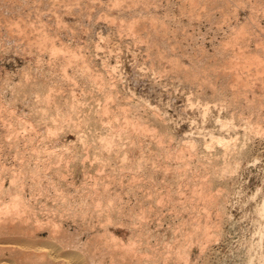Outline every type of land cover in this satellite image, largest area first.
<instances>
[{
    "label": "rangeland",
    "instance_id": "374dc122",
    "mask_svg": "<svg viewBox=\"0 0 264 264\" xmlns=\"http://www.w3.org/2000/svg\"><path fill=\"white\" fill-rule=\"evenodd\" d=\"M48 1L0 0V181L35 210L25 234L47 238L56 223L64 237L100 235L103 255V238L131 240L143 257L133 264H264V0ZM106 137L111 150L99 146ZM215 137L232 150L218 155Z\"/></svg>",
    "mask_w": 264,
    "mask_h": 264
},
{
    "label": "bare ground",
    "instance_id": "6f19581e",
    "mask_svg": "<svg viewBox=\"0 0 264 264\" xmlns=\"http://www.w3.org/2000/svg\"><path fill=\"white\" fill-rule=\"evenodd\" d=\"M22 2H23V0H21ZM27 1V0H26ZM2 2H3V0H2ZM50 2V0L48 1V3ZM34 3V2H33ZM9 4V3H8ZM19 4V3H18ZM47 4V3H46ZM1 5V4H0ZM12 5H13V3H12ZM2 7H3V5H1ZM8 6V5H7ZM30 7H31V5H29ZM29 6H27L26 8H28ZM6 7V6H5ZM38 7V6H37ZM41 7V6H40ZM39 8V7H38ZM41 8H43V7H41ZM3 9H4V7H3ZM6 9V8H5ZM4 9V10H5ZM18 9V8H17ZM20 9V8H19ZM9 10H10V8H9ZM14 10V9H13ZM39 10V9H38ZM37 10V11H38ZM45 10V9H44ZM1 11V10H0ZM11 11H12V9H11ZM20 11V10H19ZM36 11V10H35ZM42 11H43V9H42ZM4 12V11H3ZM5 12H6V10H5ZM12 12H14V11H12ZM11 12V13H12ZM18 12V11H17ZM39 12V11H38ZM44 12V11H43ZM1 13V12H0ZM10 13V14H11ZM20 13H21V11H20ZM19 13V14H20ZM36 13V12H35ZM9 14V13H8ZM37 14V13H36ZM40 13H38L37 15H39ZM18 15V14H17ZM21 15V14H20ZM23 15V14H22ZM15 17V16H14ZM12 18V17H11ZM22 18V17H21ZM38 18H40V17H38ZM41 18H42V16H41ZM19 20V19H18ZM31 21V20H30ZM40 21H41V19H40ZM32 23V22H31ZM20 24V23H19ZM133 25V24H132ZM25 26V25H24ZM17 27V26H16ZM132 27V26H131ZM22 28H23V26H22ZM27 28H29L28 26H27ZM40 28V27H39ZM23 29H26V28H23ZM31 29H32V27H31ZM38 29V28H37ZM36 28H35V31L37 30ZM9 30V29H8ZM23 31V30H22ZM29 31V30H28ZM34 31V30H33ZM32 31V32H33ZM40 31V30H39ZM39 31H37V32H39ZM45 31V30H44ZM20 32V31H19ZM23 32H25V31H23ZM46 32V31H45ZM11 33V32H10ZM15 33V32H14ZM21 34V33H20ZM25 34V33H24ZM23 34V35H24ZM28 34V33H27ZM40 34H42V33H40ZM39 34V35H40ZM16 35V34H15ZM38 35V34H37ZM14 36V35H13ZM18 36H20V35H18ZM22 36V35H21ZM17 38V37H16ZM47 38H48V36H47ZM46 38V39H47ZM18 39H20L21 40V38H18ZM34 39V38H33ZM23 40V39H22ZM44 40V39H43ZM24 41V40H23ZM29 41V40H28ZM27 42V41H26ZM45 42H46V40H45ZM30 43V42H29ZM33 43V42H32ZM43 44V43H42ZM34 45V44H33ZM32 45V46H33ZM38 45H40L39 43H38ZM44 45V44H43ZM42 45V46H43ZM47 45H48V43H47ZM51 45V44H50ZM53 46V45H52ZM51 46V47H52ZM47 47V46H46ZM48 47H49V49H50V46L48 45ZM54 48H56V47H54ZM36 49V48H35ZM44 49V48H43ZM52 49V48H51ZM40 50V49H39ZM44 50H46V49H44ZM55 50H57V49H55ZM38 51V50H37ZM47 51V50H46ZM54 51V50H53ZM40 52V51H39ZM49 52V51H48ZM47 52V53H48ZM35 53H36V51H35ZM41 53H42V51H41ZM51 53H52V51H51ZM58 53V52H57ZM24 54V53H23ZM43 54V53H42ZM45 54V53H44ZM43 54V55H44ZM38 55V54H37ZM40 55V54H39ZM38 55V56H39ZM53 56V55H52ZM24 57V56H23ZM40 57V56H39ZM50 57V56H49ZM72 57V56H71ZM76 57V56H75ZM74 57V58H75ZM41 58V57H40ZM39 58V59H40ZM50 58H52V57H50ZM66 58V57H65ZM73 58V57H72ZM71 58V59H72ZM91 59V58H90ZM68 60V59H67ZM61 61H63V59H61ZM60 61V62H61ZM70 61V60H69ZM53 62V61H52ZM66 62V61H65ZM65 62H63V63H65ZM83 62V61H82ZM55 63V62H54ZM57 63H59V61L57 62ZM62 63V62H61ZM70 63V62H69ZM73 63V62H72ZM67 64V63H66ZM65 64V65H66ZM75 64V63H74ZM78 64V63H77ZM82 65V64H81ZM84 65L85 66H87L86 64H84L83 63V71H81V73H83L84 72V74H85V71H87V70H84L86 67H84ZM39 66H41V65H39ZM39 66H37V67H39ZM58 66V65H57ZM56 66V67H57ZM72 66V65H71ZM80 66V65H79ZM37 67H36V69H37ZM52 67V66H51ZM55 67V68H56ZM59 68H60V65L58 66ZM63 67V66H62ZM61 67V68H62ZM68 67V66H67ZM73 67V66H72ZM54 68V69H55ZM61 68H60V70H61ZM68 68H70V67H68ZM88 68V67H87ZM48 69V68H47ZM50 69V68H49ZM62 69H65L64 67L62 68ZM39 70V69H38ZM44 70H46L45 69V67H44ZM78 70H80V68L78 69ZM36 71V70H35ZM42 71V70H41ZM48 71V70H47ZM53 71V70H52ZM64 71H67V70H64ZM89 71V70H88ZM55 72V71H54ZM41 73H43V72H41ZM80 73V74H81ZM77 74V73H76ZM88 74V73H87ZM28 74L26 73V76H27ZM40 75V74H39ZM62 75H63V77H65L64 76V74L62 73ZM69 75V74H68ZM82 75V74H81ZM89 75V74H88ZM88 75H85V76H88ZM25 76V77H26ZM30 76H31V74H30ZM36 77V76H35ZM77 77V76H76ZM78 77H80V76H78ZM89 78H90V75L88 76ZM33 78V77H32ZM66 78V77H65ZM87 78V77H86ZM88 78V79H89ZM40 79V78H39ZM38 79V80H39ZM48 79H52V78H48ZM67 79V78H66ZM80 79H81V77H80ZM94 79V78H93ZM22 80V79H21ZM24 80V79H23ZM22 80V81H23ZM36 80H37V78H36ZM36 80H33V81H36ZM41 80V79H40ZM87 80V79H86ZM90 80H91V78H90ZM6 81V80H5ZM28 81H30V80H28ZM63 81V80H62ZM89 81V80H88ZM95 81V80H94ZM9 82V81H8ZM21 82V81H20ZM32 82V81H31ZM64 82V81H63ZM87 82V81H86ZM40 83V82H39ZM93 83V82H92ZM4 84V83H3ZM6 84H10V83H6ZM6 84L4 85V88H5V90H7V88L5 87L6 86ZM22 84H25V83H22ZM21 84V85H22ZM26 84H27V82H26ZM31 84V83H30ZM37 84V83H36ZM41 84V83H40ZM40 84H37V85H40ZM19 85L20 84H18V87H19ZM33 85H35V84H33ZM91 85H93V84H91ZM16 86V85H15ZM23 86V85H22ZM25 86V85H24ZM28 86H29V83H28ZM43 86V85H42ZM7 87H9V86H7ZM31 87V86H30ZM37 87V86H36ZM36 87H34V88H36ZM45 87V86H44ZM48 87V86H47ZM10 88V87H9ZM27 88V87H26ZM25 88V89H26ZM32 88V87H31ZM41 88V87H40ZM2 90H3V88H1ZM17 89V88H16ZM20 89V88H19ZM28 89H29V87H28ZM37 89V88H36ZM45 89V88H44ZM11 90V89H10ZM33 90H35V89H33ZM46 90V89H45ZM49 90V89H48ZM4 91V90H3ZM26 91V90H25ZM28 91V90H27ZM26 91V92H27ZM40 91V90H39ZM37 92V91H31L32 93H39L40 94V92ZM43 91V90H42ZM99 91V90H98ZM2 92V91H1ZM11 92H13V89H12V91ZM20 92V91H19ZM48 92V91H47ZM3 93V92H2ZM28 93H30V92H28ZM27 93V94H28ZM31 93V94H32ZM34 93V94H35ZM36 93V94H37ZM43 93V92H42ZM99 93V92H98ZM14 94H17V93H14ZM13 94V95H14ZM23 94V93H22ZM96 94H97V92H96ZM13 95H11V96H13ZM20 95V94H19ZM24 95H26V94H24ZM38 95V94H37ZM42 95V94H41ZM40 95V96H41ZM48 95V94H47ZM49 95H50V93H49ZM57 95V94H56ZM73 95V94H72ZM20 96H22V95H20ZM19 96V97H20ZM28 96V95H27ZM36 96V95H35ZM59 96V95H58ZM74 96V95H73ZM16 97V96H15ZM31 97V96H30ZM30 97H29V99H30ZM49 97V96H48ZM61 97V96H60ZM59 97V98H60ZM23 98V97H22ZM69 98V97H68ZM13 99H14V97H13ZM12 99V100H13ZM16 99V98H15ZM24 99H25V97H24ZM23 99V100H24ZM36 99V98H35ZM44 99H45V97H44ZM47 99V98H46ZM49 99V98H48ZM51 99V98H50ZM54 99V98H53ZM56 99V98H55ZM66 99H67V97H66ZM71 99H73V98H70V100ZM34 100V99H33ZM28 101V100H27ZM37 101V100H36ZM57 101V100H56ZM21 102V101H20ZM22 102H24V101H22ZM33 102V101H32ZM35 102V101H34ZM40 102V101H39ZM43 102V101H42ZM50 102V101H49ZM60 102V101H59ZM67 102V101H66ZM13 103V102H12ZM16 103V102H15ZM41 103V102H40ZM56 103V102H55ZM72 103V102H71ZM7 104V103H6ZM19 104V103H18ZM32 104V103H31ZM48 104V103H47ZM46 104V105H47ZM68 104H69V99H68ZM67 104V105H68ZM74 103H72V105H73ZM45 105V104H44ZM53 105H55V104H53ZM59 105L61 106V104L59 103ZM63 105H64V103H63ZM71 105V106H72ZM14 106H16V105H14ZM41 106V105H40ZM48 106V105H47ZM47 106H45V107H47ZM66 106V105H65ZM69 106V105H68ZM8 107V106H7ZM36 107H37V104H36ZM45 107H41V108H45ZM73 108L75 107V106H72ZM72 107H71V109H72ZM93 107V106H92ZM95 107H96V105H95ZM101 107V106H100ZM33 108V107H32ZM40 108V107H39ZM40 108V109H41ZM50 108H51V106H50ZM58 109H59V106L57 107ZM61 108V107H60ZM63 108V107H62ZM66 108V107H65ZM75 108H77V107H75ZM91 108V107H90ZM94 108V107H93ZM98 108V107H97ZM14 109H15V107H14ZM23 109V108H22ZM40 109H37V110H40ZM47 109V108H46ZM64 109V108H63ZM70 109V110H71ZM92 109V108H91ZM95 109V108H94ZM105 109V108H104ZM8 110V109H7ZM34 110H35V108H34ZM42 110V109H41ZM40 110V111H41ZM56 109H54V111H55ZM69 110V109H68ZM67 110V111H68ZM73 110V109H72ZM106 110H107V108H106ZM12 111V110H11ZM33 111V110H32ZM43 111V110H42ZM45 111V110H44ZM44 111L42 112V113H44ZM47 111V110H46ZM76 111V110H75ZM101 113L103 114V112H105V110L103 111L102 109H101ZM20 112V111H19ZM30 112V111H29ZM52 112V111H51ZM55 112H57V110L55 111ZM58 112H59V110H58ZM60 112H62V110H60ZM87 112H88V110H87ZM86 112V113H87ZM92 112V111H91ZM95 112V111H94ZM99 112H100V109H99ZM21 113H22V111H21ZM35 113V112H34ZM37 113V112H36ZM35 113V114H36ZM40 114V117H41V115H45V114ZM49 113H50V110H49ZM53 113V112H52ZM69 113V112H68ZM70 113H72V112H70ZM85 113V114H86ZM107 113V112H106ZM154 113V112H153ZM32 114V113H31ZM61 114V113H60ZM62 114H64V113H62ZM97 114V113H96ZM95 114V115H96ZM19 115V114H18ZM30 115V114H29ZM38 115V114H37ZM53 115V114H52ZM56 115V114H55ZM68 115V114H67ZM70 115V114H69ZM72 115V114H71ZM90 115V114H89ZM152 115V114H151ZM157 115V114H156ZM15 116V115H14ZM51 116V115H50ZM154 116L155 115H153V118H154ZM38 117V116H37ZM45 117V116H44ZM44 117H41V118H44ZM52 117V116H51ZM69 117V116H68ZM95 117V116H94ZM100 117H102L101 115H100ZM104 117V116H103ZM31 118V117H30ZM46 118V117H45ZM44 118V119H45ZM47 118H49V117H47ZM46 118V119H47ZM64 118H65V116H64ZM64 118H63V121H64ZM70 118V117H69ZM84 118H86V116L84 117ZM99 118V117H98ZM97 118V119H98ZM12 119V118H11ZM21 119H23V117L21 118ZM34 120H35V116H34V118H33ZM51 119V118H50ZM89 119V118H88ZM100 119V118H99ZM152 119V118H151ZM155 119H157V118H155ZM155 119L153 120L154 122H155ZM8 120V119H7ZM6 120V121H7ZM56 120V119H55ZM13 121V120H12ZM12 121L10 122V124L12 123ZM32 121V120H31ZM44 121V120H43ZM46 122H47V120H45ZM51 121V120H50ZM57 121V120H56ZM61 121H62V116H61ZM63 121L61 122V124L63 123ZM92 121H93V119H92ZM8 122V121H7ZM15 122V121H14ZM19 122V121H18ZM49 122V121H48ZM55 122V121H54ZM53 122V123H54ZM67 122H69V121H67ZM95 122H96V120H95ZM160 122V121H159ZM21 123H22V121H21ZM50 123V122H49ZM60 123V122H59ZM66 123V122H65ZM228 123V122H227ZM232 123V122H231ZM15 124V123H14ZM47 124V123H46ZM45 124V125H46ZM56 124V123H55ZM96 123H94V125H95ZM226 124V123H225ZM6 125V124H5ZM4 124H3V126H5ZM9 125V124H8ZM16 125V124H15ZM20 125V124H19ZM59 125V124H58ZM160 125H161V123H160ZM226 125H228V124H226ZM231 125V124H230ZM20 126H22V125H20ZM31 126H33L34 127V125H31ZM47 126V125H46ZM50 126V125H49ZM52 126V125H51ZM103 126V125H102ZM32 127V128H33ZM40 127V126H39ZM53 127V126H52ZM55 127V126H54ZM57 127V126H56ZM165 127V126H164ZM163 127V128H164ZM231 127V126H230ZM9 128H11L10 126H9ZM17 128V127H16ZM15 128V129H16ZM31 128V129H32ZM103 128V127H102ZM106 128V127H105ZM229 128V127H228ZM54 129V128H53ZM56 129V128H55ZM6 130V129H5ZM30 130V129H29ZM35 130V129H34ZM49 130V129H48ZM52 130V129H51ZM50 130V131H51ZM13 131V130H12ZM15 131V130H14ZM19 131V130H18ZM30 131H32V130H30ZM106 131V130H105ZM143 131V130H142ZM35 132V131H34ZM37 132V131H36ZM144 132V131H143ZM8 133V132H7ZM28 133H30V132H28ZM33 133V132H32ZM255 133H257V132H255ZM13 134V133H12ZM19 134V133H18ZM93 134V133H92ZM257 134H259V133H257ZM11 135V134H10ZM9 135V136H10ZM29 135V134H28ZM12 136V135H11ZM37 136V135H36ZM87 136V135H86ZM91 136H93V135H91ZM4 137H5V134H4ZM20 137V136H19ZM23 137V136H22ZM29 137V136H28ZM32 137H34V136H32ZM94 137V136H93ZM142 137H144V139H145V136H142ZM147 137V136H146ZM10 138V137H9ZM36 138V137H35ZM215 138H217V137H215ZM245 138H248V137H245ZM244 138V139H245ZM13 139V138H12ZM11 139V140H12ZM32 139V138H31ZM91 139V138H90ZM113 139H114V137H112V138H110V137H106V138H101V140L98 138V139H96V140H100L101 141V143H100V148H102V149H105V150H111V148L115 145L113 142ZM132 139V138H131ZM150 139V138H149ZM213 139V138H212ZM2 140V139H1ZM7 140H8V138H7ZM28 140V139H27ZM33 140V139H32ZM32 140H31V142H32ZM84 140V139H83ZM83 140H82V143H87V140H84V142H83ZM92 140H94V138L92 139ZM115 140V139H114ZM133 140V139H132ZM152 140V139H151ZM214 140V139H213ZM212 140V142L211 143H214L215 145H218V147H217V149L219 148L220 150H219V152H218V155H219V153H221V155L220 156H222V154H228V151L229 150H232V149H228V146H230V141L229 142H227V141H225V139H221V138H217L215 141H213ZM247 140V139H246ZM4 141V140H3ZM16 141V140H15ZM14 141V142H15ZM88 141H89V139H88ZM116 141V140H115ZM136 141V140H135ZM145 141V140H144ZM211 141V140H210ZM248 141V140H247ZM5 142V141H4ZM3 142V143H4ZM7 142H9V140L7 141ZM11 142H13V141H11ZM28 142H30V139H29V141ZM80 142V141H79ZM91 142V141H90ZM99 142V141H98ZM151 142V141H150ZM250 142V141H249ZM17 144H18V142H16ZM115 143H117V141L115 142ZM121 143V142H120ZM156 143V142H155ZM154 143V144H155ZM205 143V142H204ZM209 143V142H208ZM244 143V142H243ZM6 144V143H5ZM13 144V143H12ZM11 144V145H12ZM35 144V143H34ZM94 144H96L97 145V143H94ZM93 144V145H94ZM114 144V145H113ZM118 144V143H117ZM116 144V145H117ZM236 144V143H235ZM250 144V143H249ZM1 145V144H0ZM9 145V144H8ZM10 145V146H11ZM16 145V144H15ZM31 145H32V143H31ZM43 145H45V143L43 144ZM83 145V144H82ZM96 145H94V146H96ZM121 145V144H120ZM131 145V144H130ZM130 145H128V146H130ZM159 145H160V142H159ZM211 145V144H210ZM244 145V144H243ZM33 146V145H32ZM89 146V145H88ZM119 146V145H118ZM155 146H157L156 144H155ZM206 146V145H205ZM235 146V145H234ZM3 147V146H2ZM9 147V146H8ZM13 147V146H12ZM16 147V146H15ZM83 147V146H82ZM125 147V146H124ZM157 147H159L160 148V146H157ZM157 147H155V149L157 148ZM191 147V146H190ZM212 147V146H211ZM242 147V146H241ZM45 148H46V146H45ZM91 148H92V145H91ZM114 148V147H113ZM112 148V149H113ZM207 148V147H206ZM230 148H231V146H230ZM233 148V147H232ZM249 148V147H248ZM0 149H1V147H0ZM35 149H36V147H35ZM96 149H98V147L96 148ZM126 149V148H125ZM212 149H214V148H212ZM237 149L238 148H236V151H237ZM240 149V148H239ZM252 149V148H251ZM99 150V149H98ZM209 150V149H208ZM240 150H244V149H240ZM125 151L126 150H124V154H125ZM193 151V150H192ZM200 151V150H199ZM51 152V151H50ZM190 152V151H189ZM188 152V153H189ZM198 152V151H197ZM206 152H208V151H206ZM214 152V151H213ZM216 152V151H215ZM234 152H235V150H234ZM238 152H240V151H238ZM242 152V151H241ZM240 152V153H241ZM244 152V151H243ZM101 153H103V152H101ZM112 153H114V152H112ZM191 153V152H190ZM200 153V152H199ZM247 153H248V151H247ZM33 154H34V152H33ZM37 154V153H36ZM36 154H34L35 155V157H36V159H38V158H40L38 155H36ZM39 154V153H38ZM106 154V153H105ZM118 154V153H117ZM142 154V153H141ZM194 154V153H193ZM207 154V153H206ZM211 154V153H210ZM244 154V153H243ZM77 155V154H76ZM109 155V154H108ZM116 155V154H115ZM123 155V154H122ZM229 155H231L230 153H229ZM31 155H29V157H30ZM75 156V155H74ZM116 156H118V155H116ZM196 156V155H195ZM237 156H239V155H237ZM248 156V155H247ZM33 157V156H32ZM35 157H33V158H35ZM69 157V156H68ZM110 157V156H109ZM115 157V156H114ZM124 158H126L125 156H123ZM142 157V156H141ZM203 157V156H202ZM215 157V156H214ZM219 157V156H218ZM226 157V156H225ZM230 157V156H229ZM233 157V156H232ZM243 157V156H242ZM246 157V156H245ZM249 157V156H248ZM76 158V157H75ZM108 158V157H107ZM107 158H106V160H107ZM123 158V159H124ZM208 158H210V156L208 157ZM240 158V157H239ZM110 159V158H109ZM119 159H120V157H119ZM127 159V158H126ZM225 159V158H224ZM236 159V158H235ZM111 160V159H110ZM117 160V159H116ZM122 160V159H121ZM142 160V159H141ZM206 160V159H205ZM210 160V159H209ZM219 160V159H218ZM238 160V159H237ZM144 161V160H143ZM143 161H142V163H143ZM232 161H233V159H232ZM239 161V160H238ZM34 162V161H33ZM122 162H123V160H122ZM125 162V161H124ZM213 162H215L214 160H213ZM223 162H225V161H223ZM234 162H236V161H234ZM26 163V162H25ZM31 163V162H30ZM39 163H41L40 161H39ZM112 163V162H111ZM142 163H141V165H142ZM230 163H232V162H230ZM230 163H228V164H224L223 165V168H222V170H221V177H225V176H223V175H226V173H227V168H228V165L230 164ZM33 164V163H32ZM42 164V163H41ZM235 164H239V162H237V163H235ZM21 165V164H20ZM28 165V164H27ZM34 165H36L37 166V164H34ZM48 165V164H47ZM94 165V164H93ZM97 165V164H96ZM96 165H94V166H96ZM105 165V164H104ZM137 165V164H136ZM139 165V164H138ZM211 165V164H210ZM215 165H217V164H215ZM214 165V166H215ZM45 166V165H44ZM51 166V165H50ZM58 166H60V165H58ZM91 166V165H90ZM212 166V165H211ZM211 166H209V167H211ZM234 166V165H233ZM25 167V166H24ZM51 167H53V166H51ZM56 167V166H55ZM235 167H236V165H235ZM26 168V167H25ZM28 168H29V166H28ZM42 168V167H41ZM59 168V167H58ZM111 168V167H110ZM139 168H141V167H139ZM220 168V167H219ZM229 168H231V167H229ZM228 168V169H229ZM233 168V167H232ZM20 169H22V167L20 166ZM20 169L18 168L17 170H19L20 171ZM49 169V168H48ZM56 169H57V167H56ZM61 169V168H60ZM90 169V168H89ZM107 169V168H106ZM113 169V168H112ZM207 169V168H206ZM15 170V169H14ZM46 170V169H45ZM50 170V169H49ZM52 170V169H51ZM54 170V169H53ZM59 170V169H58ZM86 170V169H85ZM101 170V169H100ZM105 170V169H104ZM111 170V169H110ZM110 170L108 171V172H110ZM115 170V169H114ZM210 170V169H209ZM212 170V169H211ZM214 170V169H213ZM22 172H23V169L21 170ZM35 171H36V169H35ZM48 171V170H47ZM55 171H57V170H55ZM113 171V170H112ZM204 171H205V169H204ZM208 171V170H207ZM218 171V170H217ZM217 171H216V173H217ZM230 171V170H229ZM232 171V170H231ZM234 171V170H233ZM14 172V171H13ZM17 172V171H16ZM15 172V173H16ZM26 172H28V171H26ZM34 172V171H33ZM32 172V173H33ZM104 172H106V170L104 171ZM115 172H116V170H115ZM206 172V171H205ZM210 172V171H209ZM31 173V174H32ZM40 173V172H39ZM46 173V172H45ZM55 173V172H54ZM53 173V174H54ZM60 173V172H59ZM59 173H57V174H59ZM61 173H63L62 172V170H61ZM102 173V172H101ZM112 173V172H111ZM207 174H208V172H206ZM223 173H225V174H223ZM229 173V172H228ZM227 173V174H228ZM12 174H14V173H12ZM19 174V173H18ZM27 174V173H26ZM115 174V173H114ZM210 174V173H209ZM212 174V173H211ZM210 174V175H211ZM23 175V174H22ZM21 175V176H22ZM24 175H25V173H24ZM35 175V174H34ZM45 175V174H44ZM62 175V174H61ZM88 175V174H87ZM110 175V174H109ZM108 175V176H109ZM113 175V174H112ZM116 175V174H115ZM114 175V176H115ZM118 175V174H117ZM209 175V176H210ZM217 175V174H216ZM220 175V174H219ZM218 175V176H219ZM14 177H16L15 176V174L13 175ZM12 176V177H13ZM20 176V175H19ZM36 176V175H35ZM57 176V175H56ZM60 176V175H59ZM89 176V175H88ZM107 175H105V177H106ZM113 176V177H114ZM205 176V175H204ZM213 176V175H212ZM227 176V175H226ZM37 177H39L38 175H37ZM86 177V176H85ZM100 177V176H99ZM111 177V176H110ZM206 177H208V176H206ZM205 177V178H206ZM220 177V176H219ZM219 177H217L218 179H219ZM231 177H232V174H231ZM231 177H229L230 179H231ZM2 178V177H1ZM11 178V177H10ZM23 178V177H22ZM21 178V179H22ZM31 178H32V176H31ZM40 178V177H39ZM47 178V177H46ZM62 178V177H61ZM67 178V177H66ZM90 178V177H89ZM92 178V177H91ZM96 178V177H95ZM94 178V179H95ZM101 178V177H100ZM115 178H116V176H115ZM133 178V177H132ZM204 178V179H205ZM209 178H212V177H209ZM225 178H227V177H225ZM5 179V178H4ZM36 179V178H35ZM106 179V178H105ZM121 179V178H120ZM213 180H215L214 178H212ZM229 179V180H230ZM1 180H3V179H1ZM12 180H13V178H12ZM16 182H18L17 180H16V178L14 179ZM23 180V179H22ZM21 180V181H22ZM38 180V179H37ZM40 180V179H39ZM46 180V179H45ZM59 180H61V179H59ZM62 180H65V179H63L62 178ZM118 180V179H117ZM122 180V179H121ZM220 180V179H219ZM15 181H13V183H10L9 182V184L10 185H12V184H14V182ZM23 181H25V180H23ZM93 181V180H92ZM99 181V180H98ZM101 181V180H100ZM107 181H109L108 179H107ZM224 181V180H223ZM16 182H15V184L14 185H16ZM40 182V181H39ZM65 182V181H64ZM120 182H122V181H120ZM204 182V181H203ZM213 182H215V181H213ZM226 182H227V180H226ZM3 183H4V180H3ZM3 183H1V181H0V264H133V260H135V259H137V254L139 253V252H137L136 250H135V242L133 241H131L130 240V242H126L127 244H125V243H123L122 241V239H121V241L120 240H118L117 238H115L114 236H112L111 238H103V241H105L104 242V244H107L105 247L107 248V250H105L104 248H103V250H102V252L103 251H107V252H105L104 253V255L103 254H100L98 251H97V248H100L99 246H97L99 243H101L102 242V240H100V237H98L97 238V236H100V235H97V236H95L94 238H88V240H86V241H83L82 240V238H73V236H72V238H68V236H66V237H64L66 234H62L61 232L62 231H58V230H56L55 228H59L58 227V225L56 224V223H50L51 224V226L52 225H54V229H49L50 231H48L49 232V235H48V237L47 238H43V237H41V236H35V235H30L29 233H26L25 234V232H27V231H31V229L32 228H35V227H32V225L33 226H35L34 224H36L37 225V223H39L40 221L35 217V215H34V219L32 218V213H31V211L33 210V207H32V209H31V207H30V204H28L27 205V202L25 201V200H27V199H25V195L23 196V193H21L20 191L19 192H16L15 191V193H13V191H11L12 189L11 188H6L5 186H4V184ZM21 183V182H20ZM24 183V182H23ZM41 183H42V180H41ZM60 183V182H59ZM62 183H63V181H62ZM66 183V182H65ZM100 183V182H99ZM104 183H106V182H104ZM114 183V182H113ZM202 183V182H201ZM35 184V183H34ZM49 184V183H48ZM52 184H53V182H52ZM61 184V183H60ZM64 184V183H63ZM91 184V183H90ZM95 184V183H94ZM96 184H97V182H96ZM110 184V183H109ZM121 184V183H120ZM14 185L12 186V187H14ZM36 185H38V186H40L39 184H36ZM36 185H34V187H37ZM42 185V184H41ZM93 185V183L91 184V186ZM106 185V184H105ZM104 185V186H105ZM112 185V184H111ZM133 185V184H132ZM132 185H130V186H132ZM202 185V184H201ZM208 185H209V183H208ZM225 185V184H224ZM21 186V185H20ZM44 186V185H43ZM54 185H52V187H53ZM70 186H71V184H70ZM72 186H73V184H72ZM101 186H102V184H101ZM204 186H206L207 187V185L205 184ZM211 186V185H210ZM209 186V187H210ZM220 186H221V184H220ZM16 187V186H15ZM22 187H23V185H22ZM24 187H25V185H24ZM23 187V188H24ZM31 187V186H30ZM33 187V186H32ZM31 187V188H32ZM60 187V186H59ZM68 187V186H67ZM109 187V186H108ZM113 187V186H112ZM119 187V186H118ZM205 187V188H206ZM31 188H30V191H31ZM43 188V187H42ZM47 188V187H46ZM54 188H56V187H54ZM73 188H74V186H73ZM76 188V187H75ZM93 188H94V186H93ZM93 188H92V190H93ZM104 188V187H103ZM102 188V189H103ZM132 188V187H131ZM202 188V187H201ZM14 189V188H13ZM16 189V188H15ZM25 189V188H24ZM23 189V190H24ZM38 189V188H37ZM40 189H41V187H40ZM61 189V188H60ZM82 189V188H81ZM106 188H104V190H105ZM108 189V188H107ZM204 189V188H203ZM207 189H208V187H207ZM211 189V188H210ZM210 189H209V191H210ZM21 190V189H20ZM34 190H35V188H34ZM43 190V189H42ZM45 190V189H44ZM55 190V189H54ZM57 190H59V189H57ZM62 190V189H61ZM77 190V189H76ZM84 190V189H83ZM91 190V189H90ZM89 190V191H90ZM98 190V189H97ZM197 190V189H196ZM199 190H200V188H199ZM18 191V190H17ZM29 191V192H30ZM41 191V190H40ZM40 191H37L38 193L40 192ZM60 191V190H59ZM121 191V190H120ZM35 192V191H34ZM87 192V191H86ZM103 192V191H102ZM109 192V191H108ZM204 192V191H203ZM33 193V192H32ZM40 193H42V191L40 192ZM61 193V192H60ZM78 193V192H77ZM99 193V192H98ZM105 193V192H104ZM200 193H202V192H200ZM211 193V192H210ZM221 193V192H220ZM55 194V193H54ZM58 194V193H57ZM63 194H65V193H61V198H63L62 199V201H68L69 199V197L67 198L65 195H63ZM76 194V193H75ZM96 194V193H95ZM101 194V193H100ZM107 194V193H106ZM133 194V193H132ZM197 194V193H196ZM206 194V193H205ZM217 194V193H216ZM33 195V194H32ZM44 195V194H43ZM84 195L86 196V194L84 193ZM104 195V194H103ZM103 195H102V199H103ZM199 195V194H198ZM208 195V194H207ZM224 195V194H223ZM47 196V195H46ZM54 196V195H53ZM82 196H83V194H82ZM116 196V195H115ZM212 196H214V195H212ZM212 196H210V197H212ZM222 196V195H221ZM33 197V196H32ZM31 197V198H32ZM38 198L39 197H41V195L40 196H37ZM47 197H49V196H47ZM71 198H72V196H70ZM90 197H93V196H90ZM197 197V196H196ZM201 197H204L203 195H201ZM207 197V196H206ZM217 197H218V195H217ZM216 197V198H217ZM30 198V197H29ZM36 198V197H35ZM58 198V197H57ZM61 198H60V200H61ZM74 198V197H73ZM81 198V197H80ZM89 198V197H88ZM96 198V197H95ZM94 198V199H95ZM101 198V197H100ZM100 198H98V199H100ZM117 198H119V197H117ZM116 198V199H117ZM213 198V197H212ZM215 198V200L214 201H218L217 199ZM56 199V198H55ZM90 199V198H89ZM93 199V198H92ZM105 199V198H104ZM108 199H109V197H108ZM112 199V198H111ZM204 199V198H203ZM209 199V198H208ZM221 199V198H220ZM223 199V198H222ZM82 200V199H81ZM84 200V199H83ZM119 200V199H118ZM34 201V200H33ZM54 202H55V200H53ZM61 201V202H62ZM91 201V200H90ZM100 200H97V202H99ZM102 201V200H101ZM119 201H121V200H119ZM39 202H40V200H39ZM45 202H46V200H45ZM50 202V201H49ZM81 202H83V203H87V200H84V201H81ZM80 202V203H81ZM118 202V201H117ZM69 203L71 204V201H69ZM92 203V202H91ZM94 203V202H93ZM109 203H110V199H109ZM113 203V202H112ZM125 203H127V201L125 202ZM216 203V202H215ZM55 204V203H54ZM66 204V203H65ZM74 204V203H73ZM76 204V203H75ZM97 204V203H96ZM119 204V203H118ZM24 205H27V206H24ZM57 205V204H56ZM67 205V204H66ZM86 205V204H85ZM84 205V206H85ZM91 205V204H90ZM125 205V204H124ZM42 206V205H41ZM54 206V205H53ZM52 206V207H53ZM69 206V205H68ZM79 206V205H78ZM106 206V205H105ZM107 206H110V205H107ZM106 206V207H107ZM113 206V205H112ZM121 206V205H120ZM22 207V209L23 210H20V208ZM24 207V208H23ZM61 207V206H60ZM71 207V206H70ZM69 207V208H70ZM82 207V206H81ZM87 207V206H86ZM89 207H91V206H89ZM94 207V206H93ZM100 207V206H99ZM122 207V206H121ZM43 208V207H42ZM58 208V207H57ZM96 208H98V207H96ZM96 208H94V212H95V210H96ZM103 208V207H102ZM108 209H109V207H107ZM45 209H46V207H45ZM62 209V208H61ZM73 209V208H72ZM75 209V208H74ZM77 209V208H76ZM107 209V210H108ZM113 209H114V207H113ZM115 209H116V206H115ZM25 210H27V211H25ZM48 210V209H47ZM99 210V209H98ZM104 210V209H103ZM102 210V211H103ZM116 210H119V209H116ZM122 210V209H121ZM28 211H29V213H31V214H27L28 213ZM35 211V210H34ZM34 211H32V212H34ZM41 211V210H40ZM65 211V210H64ZM91 211V210H90ZM101 211V210H100ZM105 211V210H104ZM111 211H112V209H111ZM120 211V210H119ZM46 212V211H45ZM54 212V211H53ZM85 212V211H84ZM98 212V211H97ZM108 212V211H107ZM36 213V212H35ZM40 213H42V212H40ZM40 213H38V214H40ZM55 213V212H54ZM66 213V212H65ZM69 213V212H68ZM74 213V212H73ZM86 213V212H85ZM92 213H93V211H92ZM99 213V212H98ZM104 213V212H103ZM102 213V214H103ZM106 213V212H105ZM113 213H115V212H113ZM123 213V212H122ZM259 213L261 214V215H263L264 216V204H263V206H262V208H260L259 209ZM34 214V213H33ZM37 214V213H36ZM56 214V213H55ZM64 214V213H63ZM70 214V213H69ZM72 214V213H71ZM112 214V213H111ZM119 214V213H118ZM117 214V215H118ZM53 215V214H52ZM75 215H78L77 213L75 214ZM80 215V214H79ZM86 215V214H85ZM88 215V214H87ZM92 215V214H91ZM101 215V214H100ZM40 216V215H39ZM56 216H57V214H56ZM73 216H74V214H73ZM81 216V215H80ZM82 216H84V215H82ZM105 216H108V219H110L111 218V215L109 216V214L107 213V215H105ZM43 217V216H42ZM47 217V216H46ZM67 217V216H66ZM78 217V216H77ZM118 217V216H117ZM132 217H134V216H132ZM36 218V219H35ZM65 218V217H64ZM63 218V219H64ZM68 218V217H67ZM82 218V217H81ZM85 218H87V217H85ZM107 218V217H106ZM120 218V217H119ZM130 218V217H129ZM43 219V218H42ZM62 219V218H61ZM69 219V218H68ZM75 219H76V217H75ZM60 220V219H59ZM69 220H72V219H69ZM130 220V219H129ZM74 221V220H73ZM113 221V220H112ZM47 222H48V220H47ZM110 223H111V221H109ZM108 222V223H109ZM42 224H43V222H42ZM45 225H46V223H44ZM114 224V223H113ZM113 224H112V226H113ZM118 224V223H117ZM116 224V225H117ZM133 224V223H132ZM111 225V224H110ZM109 225V226H110ZM40 226V225H39ZM57 226V227H56ZM43 227H45V226H43ZM47 227H49V226H47ZM114 227V226H113ZM42 228V227H41ZM51 228V227H50ZM84 228V227H83ZM89 228V227H88ZM48 229V228H47ZM86 229V228H85ZM34 230H36V229H33V231ZM60 230V229H59ZM104 230V229H103ZM43 231H44V229H43ZM42 231V232H43ZM86 231V230H85ZM91 231V230H90ZM105 231V230H104ZM36 232V231H35ZM37 232H39V231H37ZM36 232V233H37ZM40 232H41V230H40ZM106 232V231H105ZM32 233V232H31ZM28 234V235H27ZM35 234V233H34ZM106 234H108V233H106ZM64 235V236H63ZM104 235V234H103ZM105 236V235H104ZM103 236V237H104ZM59 237V238H58ZM107 237V236H106ZM120 239V238H119ZM130 239V238H129ZM200 239V238H199ZM133 240V239H132ZM202 240V239H201ZM200 240V242H202ZM209 240V239H208ZM101 241V242H100ZM199 242V243H200ZM204 242V241H203ZM205 242H206V240H205ZM103 243V242H102ZM102 243L100 244V245H102ZM137 243V242H136ZM139 243V242H138ZM191 243V242H190ZM207 243V242H206ZM209 243H210V241H209ZM209 243H208V245H209ZM192 244V243H191ZM122 245V246H121ZM207 245V246H208ZM103 246V245H102ZM101 246V247H102ZM139 246V245H138ZM204 246H206L205 244H204ZM207 246H206V249H207ZM121 247V250L120 251H122V252H119L118 253V250L117 249H119ZM136 247H137V245H136ZM146 247V246H145ZM201 247V246H200ZM209 247V246H208ZM122 248L124 249V251L122 250ZM142 248V247H141ZM210 248V247H209ZM146 249V248H145ZM141 250V249H140ZM139 250V251H140ZM151 250V249H150ZM203 250V249H202ZM204 251V250H203ZM202 251V252H203ZM141 252V251H140ZM144 252V251H143ZM185 252V251H184ZM122 253V254H121ZM137 253V254H136ZM181 253V252H180ZM187 253V252H186ZM185 253V254H186ZM158 254V253H157ZM160 254V253H159ZM184 254V255H185ZM142 255V254H141ZM145 255V254H144ZM143 255V256H144ZM154 255H155V253H154ZM164 255V254H163ZM162 255V256H163ZM167 255V254H166ZM181 255V254H180ZM180 255H177L176 257H183V256H180ZM147 256H149L148 254L146 255V257ZM161 256V255H160ZM160 256L158 255V257L160 258ZM161 256V257H162ZM165 256V255H164ZM169 256V255H168ZM173 256V255H172ZM185 256H187V255H185ZM184 256V257H185ZM142 256H140V257H138V258H141ZM150 257V256H149ZM153 257V256H152ZM151 257V258H152ZM157 257V258H158ZM167 257V256H166ZM165 257V258H166ZM175 257V258H176ZM143 258V257H142ZM141 258V259H142ZM156 258V257H155ZM157 258H156V260H157ZM169 258V257H168ZM147 259L148 258H146V261H147ZM137 260H139V259H137ZM136 260V261H137ZM143 260V259H142ZM145 260V259H144ZM160 260V259H159ZM168 259H166V261H167ZM169 260H171V259H169ZM181 260H183V259H181ZM185 260V259H184ZM183 260V261H184ZM185 261H187V260H185ZM135 262V261H134ZM142 262V261H141ZM150 262V261H149ZM148 262V263H149ZM155 262V261H154ZM157 262V261H156ZM172 262V261H171ZM175 262V261H174ZM180 262V261H179ZM139 263V262H138ZM143 264V263H142ZM155 264V263H154ZM183 264V263H182ZM185 264V263H184Z\"/></svg>",
    "mask_w": 264,
    "mask_h": 264
}]
</instances>
